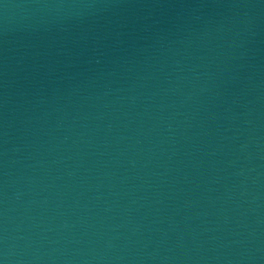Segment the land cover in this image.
Segmentation results:
<instances>
[{"label": "water", "instance_id": "1", "mask_svg": "<svg viewBox=\"0 0 264 264\" xmlns=\"http://www.w3.org/2000/svg\"><path fill=\"white\" fill-rule=\"evenodd\" d=\"M0 264H264V0H0Z\"/></svg>", "mask_w": 264, "mask_h": 264}]
</instances>
